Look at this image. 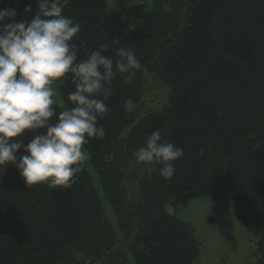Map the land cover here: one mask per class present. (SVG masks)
I'll list each match as a JSON object with an SVG mask.
<instances>
[{
  "label": "trees",
  "instance_id": "16d2710c",
  "mask_svg": "<svg viewBox=\"0 0 264 264\" xmlns=\"http://www.w3.org/2000/svg\"><path fill=\"white\" fill-rule=\"evenodd\" d=\"M152 3L135 27L108 15V0L62 5L81 25V58L102 44L112 55L124 46L142 69L131 83L113 82L97 125L105 137L85 145L98 184L87 164L68 189L28 188L12 164L0 175V264H130L128 254L136 264H194L201 243L168 207L197 198L230 204L258 237L256 264H264V0ZM3 8H15L13 0H0ZM146 74L169 89V100L139 117ZM72 90L61 86L65 106ZM129 98L137 107L126 113ZM156 129L184 151L171 180L142 172L133 156Z\"/></svg>",
  "mask_w": 264,
  "mask_h": 264
},
{
  "label": "clouds",
  "instance_id": "9594fccd",
  "mask_svg": "<svg viewBox=\"0 0 264 264\" xmlns=\"http://www.w3.org/2000/svg\"><path fill=\"white\" fill-rule=\"evenodd\" d=\"M36 3L31 21L17 22L15 8L0 9V175L12 164L28 188L68 189L90 159L85 145L105 137L97 125L110 110L113 82L122 77L131 83L142 64L129 47L107 54V44L81 58L75 42L81 25L64 14L66 0ZM24 11L31 13V6ZM67 82L70 106L61 98ZM136 107L131 98L123 102L126 113ZM183 155L160 129L133 152L142 172L165 180L174 177Z\"/></svg>",
  "mask_w": 264,
  "mask_h": 264
},
{
  "label": "rangeland",
  "instance_id": "374dc122",
  "mask_svg": "<svg viewBox=\"0 0 264 264\" xmlns=\"http://www.w3.org/2000/svg\"><path fill=\"white\" fill-rule=\"evenodd\" d=\"M13 2L18 13L17 22L25 19L31 21L38 10L36 0H30L27 4L21 0ZM26 5L31 6V13H25ZM152 8V0H108L107 13L119 20L128 21L135 27L151 14ZM8 22L10 21H5ZM168 100L169 89L154 74H146L139 117L162 109ZM87 166L98 184L89 161ZM99 190L103 196L102 190ZM104 206L109 219L115 223V216L107 200L104 201ZM168 209L190 224L195 237L201 243V253L194 264H256L259 256L258 237L249 232L234 216L230 204H220L211 198H197L188 205L169 206ZM119 246L127 252L126 240L121 239ZM128 259L130 264H136L131 254H128Z\"/></svg>",
  "mask_w": 264,
  "mask_h": 264
}]
</instances>
